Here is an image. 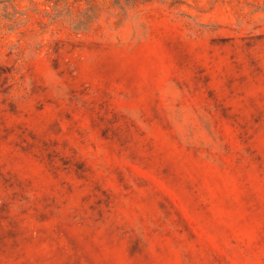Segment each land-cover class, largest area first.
Returning a JSON list of instances; mask_svg holds the SVG:
<instances>
[{
  "label": "rangeland",
  "instance_id": "rangeland-1",
  "mask_svg": "<svg viewBox=\"0 0 264 264\" xmlns=\"http://www.w3.org/2000/svg\"><path fill=\"white\" fill-rule=\"evenodd\" d=\"M0 0V264H264V0Z\"/></svg>",
  "mask_w": 264,
  "mask_h": 264
},
{
  "label": "trees",
  "instance_id": "trees-1",
  "mask_svg": "<svg viewBox=\"0 0 264 264\" xmlns=\"http://www.w3.org/2000/svg\"><path fill=\"white\" fill-rule=\"evenodd\" d=\"M45 4L50 7L51 11L44 10L47 16H53L52 19L66 18L75 30L85 29L92 17L95 16L94 9L91 7L74 13L69 0H44ZM84 1L89 3V0H74V2Z\"/></svg>",
  "mask_w": 264,
  "mask_h": 264
}]
</instances>
